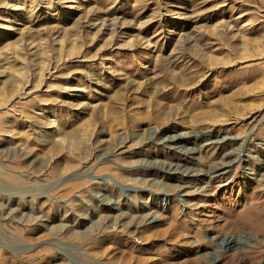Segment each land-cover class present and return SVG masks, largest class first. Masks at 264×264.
I'll list each match as a JSON object with an SVG mask.
<instances>
[{"label": "rangeland", "instance_id": "374dc122", "mask_svg": "<svg viewBox=\"0 0 264 264\" xmlns=\"http://www.w3.org/2000/svg\"><path fill=\"white\" fill-rule=\"evenodd\" d=\"M0 264H264V0H0Z\"/></svg>", "mask_w": 264, "mask_h": 264}, {"label": "bare ground", "instance_id": "6f19581e", "mask_svg": "<svg viewBox=\"0 0 264 264\" xmlns=\"http://www.w3.org/2000/svg\"><path fill=\"white\" fill-rule=\"evenodd\" d=\"M262 72L261 71H259V69H256L255 68V70L253 71V75H259V74H261ZM176 81H177V79H175ZM181 85H182V83H181ZM228 86H230V84H224V86H222V87H220V88H226V87H228ZM191 90H192V88H190ZM229 110V109H228ZM258 115H255L254 117H257Z\"/></svg>", "mask_w": 264, "mask_h": 264}]
</instances>
